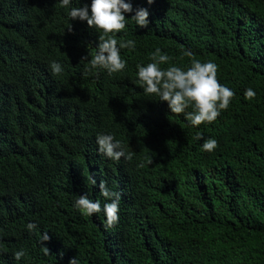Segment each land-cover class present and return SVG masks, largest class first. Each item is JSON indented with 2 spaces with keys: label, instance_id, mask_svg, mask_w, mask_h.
I'll return each instance as SVG.
<instances>
[{
  "label": "trees",
  "instance_id": "trees-1",
  "mask_svg": "<svg viewBox=\"0 0 264 264\" xmlns=\"http://www.w3.org/2000/svg\"><path fill=\"white\" fill-rule=\"evenodd\" d=\"M127 2L149 25L117 34L135 49L110 76L86 71L100 33L59 0H0V264H264V0ZM156 48L178 67L186 51L217 65L235 96L216 121L192 126L144 93L136 65ZM100 133L129 158L100 155ZM101 182L121 193L114 226L73 206L82 194L103 206Z\"/></svg>",
  "mask_w": 264,
  "mask_h": 264
},
{
  "label": "clouds",
  "instance_id": "clouds-1",
  "mask_svg": "<svg viewBox=\"0 0 264 264\" xmlns=\"http://www.w3.org/2000/svg\"><path fill=\"white\" fill-rule=\"evenodd\" d=\"M62 8L68 9L70 21L86 22L90 29L99 32L98 44L95 53L88 61L89 73L104 71L108 75L121 73L127 66V61L121 57V49L134 50L135 41L119 40L117 34L126 29L128 20L134 22L139 28H147L149 25V12L147 8L133 9L127 0H91L90 4L73 6V0H59ZM79 3V0H76ZM153 0H147L151 5ZM130 19L126 15L133 13ZM70 28V25H69ZM186 56L192 57L187 67H178L170 64L171 57L156 48L150 56L147 64L136 65L137 83L144 93L157 98L156 101L166 102L172 114L181 115L190 122L192 126L211 124L226 110L232 101L235 93L232 89L222 85L217 80V65L212 61L202 62L194 58L191 52L186 51ZM169 65L166 68L161 65ZM50 70L54 75L63 72V65L53 60L50 62ZM256 92L251 88L244 91V97L248 100L254 99ZM191 108V111H187ZM198 140L203 139L197 136ZM97 151L103 157L112 161H119L122 157L129 156L124 151L121 141L115 139L112 134L100 133L96 136ZM203 150L212 152L217 148V141L214 138L204 140ZM152 163V159L148 160ZM96 184L95 179L92 180ZM100 195L103 198V206L100 200H92L87 195H78L74 207L87 216L103 213L106 223L114 226L119 221L121 193L109 188L105 183L99 184ZM26 229L29 232H36L38 225L35 222H28ZM41 242L49 240L47 232L41 233ZM45 255L49 254L47 247H42ZM26 255L21 248L14 253V258L19 261ZM68 264H78L76 257L71 258Z\"/></svg>",
  "mask_w": 264,
  "mask_h": 264
}]
</instances>
